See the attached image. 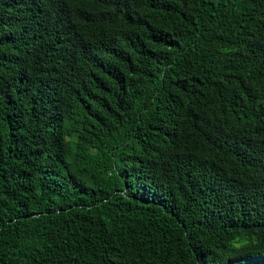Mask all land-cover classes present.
Returning a JSON list of instances; mask_svg holds the SVG:
<instances>
[{"label": "trees", "instance_id": "trees-1", "mask_svg": "<svg viewBox=\"0 0 264 264\" xmlns=\"http://www.w3.org/2000/svg\"><path fill=\"white\" fill-rule=\"evenodd\" d=\"M0 264H264V0H0Z\"/></svg>", "mask_w": 264, "mask_h": 264}]
</instances>
